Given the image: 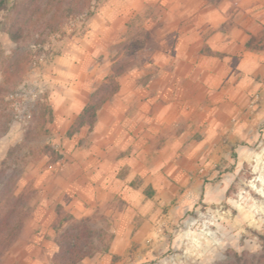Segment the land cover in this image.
I'll list each match as a JSON object with an SVG mask.
<instances>
[{"label":"crops","instance_id":"0c3cea01","mask_svg":"<svg viewBox=\"0 0 264 264\" xmlns=\"http://www.w3.org/2000/svg\"><path fill=\"white\" fill-rule=\"evenodd\" d=\"M135 18L144 20L156 47L122 74L119 90L98 110L94 152L72 153L62 175L76 215L126 200L117 220L126 225L109 250H135L137 243L140 250L161 239L162 207L175 198L189 207L212 201L217 185L223 193V182L214 180L219 166L264 121V0H102L86 35L59 45L72 58L70 68H85L82 75L65 72V94L82 96L99 85L118 58L113 46L126 39ZM136 177L141 185L131 184ZM49 206L44 222L55 217Z\"/></svg>","mask_w":264,"mask_h":264},{"label":"rangeland","instance_id":"374dc122","mask_svg":"<svg viewBox=\"0 0 264 264\" xmlns=\"http://www.w3.org/2000/svg\"><path fill=\"white\" fill-rule=\"evenodd\" d=\"M101 1L91 0L85 12L69 18L60 30L48 34L43 42L28 40L19 44L32 55L15 94H10L15 106L14 118L9 130L0 137V167L5 166L2 161L9 148L15 145V161L8 172L15 167L17 191L28 186L34 189V195L24 225L0 255V264H32L31 257L36 261L34 264H59L55 259L58 238L77 221H87L93 230L86 245L93 253L77 264H214L228 259L232 252H260L264 244V121L255 127L256 137H247L235 144L230 158L219 166L221 171L214 180L223 182V193L217 185L210 202L200 199L189 207H180V201L175 198L163 206L167 214L161 219L163 237L148 241L140 250H137L140 243L133 245L135 250H109L118 227L126 225L117 221L127 211L123 197L115 199L114 208L110 202L94 205L82 215V210L77 215L69 210L70 198L62 188L64 169L72 153L94 152L96 142L93 140L94 126H83L73 134L68 131L97 87L82 96L65 94L68 85L65 72L74 69L82 75L85 68L83 71L80 66L70 68L71 57L59 45L86 35L87 19ZM13 2L8 0L7 8L0 12V49L4 55L18 46L5 29ZM143 21L135 18L129 22L126 39L113 46L118 50V57L131 59L122 74L129 72L134 63L142 65L143 55L149 48L156 47V37L150 36ZM262 36L264 39V30ZM133 44L136 48L131 50ZM252 46L260 47L255 42ZM75 61L80 62L79 59ZM111 73L112 67L105 74ZM3 77L0 70V79ZM95 83L91 85L94 87ZM255 97L254 94L249 96L252 108H256L259 101L258 97L254 100ZM48 144L60 154L59 158L48 153L45 149ZM127 167L125 164L120 172L125 173ZM142 182L136 177L131 184L138 186ZM52 204L55 217L52 220L51 214L44 222ZM40 205L46 206L44 212L39 211ZM68 214L73 217L64 220ZM133 222L136 229L138 222ZM208 230L210 236L206 234Z\"/></svg>","mask_w":264,"mask_h":264},{"label":"trees","instance_id":"16d2710c","mask_svg":"<svg viewBox=\"0 0 264 264\" xmlns=\"http://www.w3.org/2000/svg\"><path fill=\"white\" fill-rule=\"evenodd\" d=\"M90 4L91 0H14L5 29L18 46L5 55L0 49V70L4 76L0 79V137L9 130L14 118L15 106L10 94H15L17 84L31 60L32 52L19 44L28 40L43 42L48 34L60 30L69 18L85 12ZM7 6L8 0H0V12ZM135 48L133 44L131 50ZM122 57L116 59L112 73L90 94L71 125L69 134L79 131L83 126L93 127L98 118V110L119 90V78L131 62V59ZM15 149V145L9 148L2 161L5 166L0 167V255L22 229L31 209L30 199L34 195V189L28 186L17 191L15 167L14 171L8 172L15 161ZM45 149L52 156L60 157L51 145H46ZM151 189V186L145 188L147 195H152ZM72 217L68 214L64 220ZM92 234L93 230L87 221H77L66 228L58 238L59 250L55 254L58 263L77 264L91 255L93 252L86 245ZM214 264H264V244L258 253L232 252L228 259Z\"/></svg>","mask_w":264,"mask_h":264},{"label":"bare ground","instance_id":"6f19581e","mask_svg":"<svg viewBox=\"0 0 264 264\" xmlns=\"http://www.w3.org/2000/svg\"><path fill=\"white\" fill-rule=\"evenodd\" d=\"M206 234H207V236H210V234H211V232H210V230H208V231H206ZM194 240H198V238L197 237H195V239Z\"/></svg>","mask_w":264,"mask_h":264},{"label":"built area","instance_id":"2783aa9c","mask_svg":"<svg viewBox=\"0 0 264 264\" xmlns=\"http://www.w3.org/2000/svg\"><path fill=\"white\" fill-rule=\"evenodd\" d=\"M258 96L256 95V97L254 98V100L257 98Z\"/></svg>","mask_w":264,"mask_h":264}]
</instances>
